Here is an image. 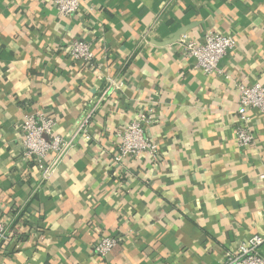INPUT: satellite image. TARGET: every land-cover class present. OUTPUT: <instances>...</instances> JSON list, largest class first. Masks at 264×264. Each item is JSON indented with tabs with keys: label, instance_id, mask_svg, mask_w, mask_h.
<instances>
[{
	"label": "crops",
	"instance_id": "crops-1",
	"mask_svg": "<svg viewBox=\"0 0 264 264\" xmlns=\"http://www.w3.org/2000/svg\"><path fill=\"white\" fill-rule=\"evenodd\" d=\"M206 31L235 40L211 74L178 45ZM74 40L90 44L94 68L70 57ZM255 82L264 0H81L70 15L51 0H0V219L16 234L0 264H221L264 237V114L249 110L251 145L236 134L239 84ZM31 112L74 136L47 177L22 158ZM142 113L155 157L113 162ZM103 236L120 241L101 256Z\"/></svg>",
	"mask_w": 264,
	"mask_h": 264
},
{
	"label": "built area",
	"instance_id": "built-area-1",
	"mask_svg": "<svg viewBox=\"0 0 264 264\" xmlns=\"http://www.w3.org/2000/svg\"><path fill=\"white\" fill-rule=\"evenodd\" d=\"M52 6L60 15H70L76 12L81 0H51ZM234 37L229 33L206 31L198 38L182 37L178 45L185 57L194 60L195 66L206 74L219 72V60L226 51L233 47ZM70 57L90 68H94V54L90 44L74 40L68 49ZM109 88V87H108ZM237 101V115L240 124L237 126V141L242 146L251 145L254 135L249 127V110L256 109L264 114V83L239 84ZM147 121L146 114H139L137 119L127 123L120 130V142L113 152L112 161L120 162L123 159L138 158L143 153L155 157L157 144L145 134L143 122ZM89 117H85L78 124L77 132L88 136L87 125ZM56 120L51 116L39 113H29L23 120L19 142L21 145L22 158L33 163L44 177L50 175L55 166L72 146L74 136L65 139L54 132ZM16 239V234L7 223L0 219V247L11 244ZM120 241L115 236H103L93 246L96 254L104 256ZM264 237L253 235L241 241L235 249L224 253L221 264H264V256L259 253V246Z\"/></svg>",
	"mask_w": 264,
	"mask_h": 264
},
{
	"label": "water",
	"instance_id": "water-1",
	"mask_svg": "<svg viewBox=\"0 0 264 264\" xmlns=\"http://www.w3.org/2000/svg\"><path fill=\"white\" fill-rule=\"evenodd\" d=\"M183 32H185V29H180V30H178V31L174 34V36H172L171 39H170L169 41H167V42H172V41L178 39L179 35H180V34H183ZM167 42H166V43H167Z\"/></svg>",
	"mask_w": 264,
	"mask_h": 264
}]
</instances>
